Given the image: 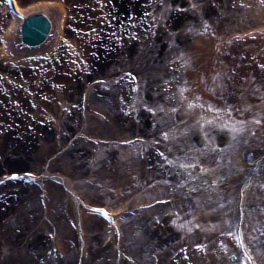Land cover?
Here are the masks:
<instances>
[{"label":"rangeland","instance_id":"obj_1","mask_svg":"<svg viewBox=\"0 0 264 264\" xmlns=\"http://www.w3.org/2000/svg\"><path fill=\"white\" fill-rule=\"evenodd\" d=\"M163 1L167 3V0ZM173 1H176L175 6L179 4L175 13L177 18L183 21L189 18L182 25L174 24L176 30L166 35L168 40L164 37L163 50L160 45L157 48L159 53L156 54L155 49L151 55L153 44H141L143 36H140L138 44L137 37L132 40L129 35L131 41L126 47L127 52L113 53L116 54L114 56L110 54L111 59L114 58L109 66L110 74L107 70L104 73V68L83 64L75 58L79 74H84L82 82L92 76L101 77L98 82L105 79L97 89L101 97L109 96L107 99L112 103L122 94L130 95L128 106L114 110L119 115L117 119L124 120L121 121V125L124 123L122 126L114 123L113 120L117 119L114 112L106 107L107 102L103 100V106L94 102L96 107H93L89 102L90 93L86 97L84 91L83 99L75 103L72 118L46 116L47 122L55 120L57 129L65 127L62 136L56 133V140L52 137L43 141L46 145L28 146L27 152L22 151L23 159L11 158L6 163V158H0V169L8 165V169L29 168L41 173L47 170L49 173L74 176L85 203L108 204L121 213L124 233L120 237L114 233L111 241L114 246L126 247L134 260L127 257L128 253L120 255L115 249L109 251L110 254L105 252L107 255L99 260L86 252L91 244L94 247L102 242L106 245L109 235L104 241L102 237L95 240L85 227V234H89L86 238L91 240H81L79 228L69 215L72 204H69L66 187L58 179L45 175L46 187L43 189L36 182L12 184L1 189L0 264H240L231 253L230 245L232 238L241 234L237 231V218H243L244 227L248 230L254 229L258 224L257 212L262 211L264 205V185H255V178L249 183L242 200V182L248 177H255L256 170H252L251 166L255 153L260 150L255 139L264 132V50L251 52L244 47L238 49V55L242 56V69L250 75L251 85L244 84L245 76L230 69L235 74L226 73L225 84L216 87L218 89L213 83L208 86L210 91L214 89L216 92L208 95L210 106L218 110L227 109L228 116L224 113L222 117L225 120L204 118L203 123L196 117L192 118L183 104V97L192 84L190 72L204 71L196 61L198 47L194 46L195 39L203 37V24L198 16L195 18L190 14L188 0ZM188 24L194 25L190 31L187 30ZM66 30L64 23V38L62 34L60 42L69 49ZM180 39L182 43H179ZM116 40L122 44L125 37L120 34ZM167 41H171L172 45ZM136 82L138 90L134 89ZM97 85L92 86L95 88ZM150 85L161 87V90L166 86L164 96L153 99L150 94L146 97V91L150 93L147 90ZM180 89L184 91L183 97L180 96ZM241 101L249 102L250 106H263L252 112V109L240 108ZM31 104L33 106V101ZM84 109L87 111L85 114L82 112ZM38 111L41 116L42 111ZM137 123H144V126L147 123L148 132L135 127ZM136 132L145 135L146 139L143 137L140 141L126 143L125 138L132 137ZM32 133L30 131L29 136ZM167 142L171 147L173 145L168 150ZM154 149L157 153L153 152ZM151 157L155 161L152 162ZM194 159L209 166L208 172L192 171L182 166V163L189 164ZM79 160L82 161L80 164ZM159 196L170 198L172 202L151 209L140 207L141 202ZM123 197H128L129 202L122 211ZM189 209L208 224L203 226L206 228L198 227L196 222L186 224L184 220H178V217L185 221L190 219ZM197 216L194 214L193 217L196 219ZM148 221L152 222V229H162L160 232L167 229L171 234L157 237L161 240L159 247L165 249L157 250L159 255L156 259L143 262L144 249L152 256L156 251L155 247L148 246L147 240L144 241L148 237ZM220 227L222 232L217 231ZM186 232L190 233L187 242L182 239ZM217 236L226 239L224 244L217 240ZM246 237L250 240L249 235ZM173 238H178L177 243L167 246V240ZM83 242H86L84 249ZM251 244L254 245L252 241ZM4 249H7V261L2 258L6 257L2 256ZM260 263L263 264L261 259Z\"/></svg>","mask_w":264,"mask_h":264},{"label":"bare ground","instance_id":"obj_2","mask_svg":"<svg viewBox=\"0 0 264 264\" xmlns=\"http://www.w3.org/2000/svg\"><path fill=\"white\" fill-rule=\"evenodd\" d=\"M13 3H16V5L22 9L31 6L33 10L32 18L35 19L38 27L35 28L34 31L28 29L25 36L20 33L18 36L14 37L10 32L15 23V17H13L15 13H12V9L7 4L6 0H0V134L2 138L0 139V158H6V163H8L7 160L11 158H13V160L23 159L24 155L22 151L27 152L28 146H33L32 148H35L37 146L46 145L43 141H48L47 139L51 140L52 137H56V133L59 136L63 134L65 127L57 129L55 120L53 119V122L52 120L47 122L48 119L46 116H51L53 118L58 116L61 117V119L66 117L72 118L75 111V103L79 99H83L84 91H86L85 87L89 82H91V84H88L89 88L93 85L95 80H97L98 84L92 89L93 92L91 93V99L89 101L93 107H96L94 102L103 106L104 101L105 103L107 102L106 107H109L108 109L112 110V112H114V110H120L123 105L124 107L128 106L129 103L127 102L131 100L129 99L130 95L122 94L119 97L120 99L115 98L116 100H113L112 103L110 99H107L109 96L107 98L104 96L101 97L97 89L103 83L104 78L101 79V82H98L101 77L98 76L99 78H96V76H92L93 78L84 79L82 82L84 74H79L78 65L76 66L75 64V58L80 59L83 64L88 63L92 66L95 65L96 67L104 68V73H106L107 70L110 74L111 71H109V66L113 62L111 56L116 55L113 53L122 51L121 54H124V52H127L126 47L130 46L129 41H131V39L136 40L135 38L137 37L136 42L138 41L139 44V38L143 36L141 44L144 42L153 44V49L150 48L151 55L153 54L152 50L155 49L157 54L160 51V49L157 50L159 45L162 46V50L164 48V37L168 40L166 35L176 30L174 24L177 26L182 25L189 18L187 17L184 21L183 19L179 20L177 18L175 10L179 4L175 6L176 1L173 0H167L166 4L163 0H14ZM188 6L195 12V14L192 15H194L195 18L199 17L203 24V37L195 39L196 44L194 46L198 47V57L196 61L199 62L204 71L202 73H198V70L190 72L189 75H192V77H190L192 84L184 97L183 91L180 89V96L183 97V104L187 105L192 118L196 117L201 119L205 116L218 117L220 114L223 115L224 111L212 109L210 107L208 95L216 92H214V89L210 91L208 86H212L211 84L213 83L214 88L218 89L216 87L225 84L224 77L226 73L235 74L230 72V69H235L237 73L245 76L244 84L248 86L251 85L252 80H250V75L248 76L246 71L242 69V56L238 55L237 52L240 47H244L247 50L249 49L251 52L264 50V0H189ZM45 7L46 16L43 14L45 13ZM50 7L52 9L48 10ZM54 7L57 10L59 9L60 16L63 11L64 16L62 23H65V28L67 29L65 34L68 38L69 49L65 48L66 45L65 47L62 46V41L59 45V42L55 43V45H51L46 44L47 38L45 43L43 38L38 37L39 32L43 33V31H46L47 35L52 29L53 23L48 20V15L53 19L54 13L52 10L55 9ZM15 28L16 27H14V29ZM120 34H123V37H125V42L122 44H119L120 42L116 40ZM155 42L158 44L156 45ZM167 42L172 45L171 41ZM41 43L43 45L45 44L41 50L44 49L46 51L39 58L38 55L40 53L37 52V54H34L31 49H34L35 46L39 47ZM179 43H182L181 39ZM119 56L122 57V55ZM253 58H255V55H253ZM137 83L138 82L134 85L135 90H138ZM149 87L147 90H149L150 93L146 91V97L151 94V98L153 99L164 96V91L167 90L166 86L163 87L162 90L161 87L154 88L151 85ZM88 91H90V89ZM228 91L232 90L228 88ZM220 92L225 93L223 90H220ZM118 100L120 103H118ZM31 101H33V106ZM109 104L111 106H109ZM240 105H242L239 106L240 108L246 107L247 109H252V112H255V110L263 106L262 104H258L260 106H250L249 102L242 101ZM39 109L42 111L41 116L39 115ZM82 112L84 114L87 113L85 109ZM114 116L116 119L119 117L116 112H114ZM119 120L120 119L113 121L120 127L124 124L121 125V121L124 122V120ZM135 127L138 129L141 128L146 132H148L149 129L147 123H145V126L144 123H137ZM67 130L69 129L67 128ZM30 131L33 132L31 136H29ZM138 133L139 132H136V134ZM263 133L255 139L260 147V150L254 155L251 166L252 170H256L255 174L253 173L255 177H248L245 182H242V200L247 193L249 183L252 182L254 178L256 179L254 182L255 185H262L261 187L264 185ZM53 134L55 135L52 136ZM138 135L140 136V134ZM68 137L71 138L70 135H68ZM143 137L146 139L145 135H143ZM56 139L57 137L55 140ZM166 146V149L173 147V145L171 147L168 142ZM261 147H263V149ZM153 152L157 153L155 149ZM154 158L151 157L150 160L153 162ZM81 162L82 161L79 160V164ZM201 163V160L194 159L190 161L189 164L182 163V166L188 167V170L192 169V171H201L205 173L207 166ZM7 166L8 165H4L2 169H0V180L5 177V174L12 176V173L23 174L24 172V174L28 176L30 174L26 172L32 171L29 168L20 170L8 169ZM34 171L37 172V170ZM257 171H259V173H257ZM37 174L38 177L36 175L35 177L40 182H43V180L45 182L44 176L47 175L58 179L64 184L68 192L69 204H72V210L69 215L79 228L81 240H91L90 237L86 238V236L90 234L95 240L102 237L104 239L101 240L104 241L109 235L110 240L107 241L108 243L106 245H104L103 242H99L100 245L94 247L90 242L91 245L88 246V250L85 249L86 252L93 254L94 259L99 260L101 257L107 255V253L110 254L109 251L113 249L120 255H125V252L128 253L126 247L119 244L118 246H114V242L111 241L114 233H116L118 237L124 233L122 229V217H119L120 212H118L117 209L112 208L111 205L100 204L93 201L85 203L82 194L76 187V178L72 175H65L61 172L49 173L47 170H45L44 173L37 172ZM2 181L3 180L0 182L1 193L3 190L2 188L5 187L6 189L12 184L25 183L28 185L27 182L21 180L12 181L9 179L6 182ZM129 181L130 180H128V183ZM141 185H144V183H141ZM161 197L162 196H159L157 198L159 199ZM163 198H165V196ZM152 200L147 201L150 202ZM121 201L120 209H124V206L128 205V197H123ZM166 201L172 202L168 199L160 200L162 204L166 203ZM82 204H84V207H82ZM154 204L155 203L150 206H154ZM102 206L110 208L111 213L114 212L111 217L102 216V214L110 212H108V209L105 210L106 208ZM97 209L100 211L95 212ZM176 210V214H178L179 210L177 207ZM195 216H197L196 213ZM257 217H261V219L264 220V215L260 214V212ZM157 219L159 220L160 218L157 217ZM178 219L184 220L185 222V219H182V217H178ZM192 222L193 224L196 222L198 227L208 225L205 224L204 220L199 216H197L196 219H187L186 224ZM151 223V221L146 223V226H148L146 229L149 231L147 233L148 237L146 236L144 241L147 240L148 246L155 247L156 251L153 252L152 256L150 254L148 255L149 252L144 249L145 258L143 262H148L150 258L156 259L159 255L157 250L165 249L160 248L161 240H158L157 237L161 235L163 238L165 237L164 235L168 236L171 234V231L167 229H164V232H160L162 229H152ZM236 223H240L239 228L242 231V227H244L243 220L238 217ZM85 227L88 228L89 234H85ZM203 228L202 230L205 231ZM210 229L209 227V230ZM189 234L186 232L182 237L185 242L189 240ZM246 235L250 236V240H248V238L246 239L245 236H241L240 238L236 236L232 238V243L230 242V245L237 243L238 248H235L237 252L245 250L244 253L242 252L244 255L243 259L240 258L241 263L247 264V262L251 263L250 261H252L253 264H259L257 261L259 257L264 264V221L256 224L254 229L248 230ZM177 239L178 238H173L171 241L167 240V246H171V244L175 242L177 243ZM222 239L223 238L219 239L217 236V240H219L220 243ZM251 241L255 243L253 246L248 245ZM83 243L84 249L86 242ZM135 243L136 242H134V244ZM65 244L66 243H64V245ZM241 246L243 247L242 249H240ZM223 247L225 248V245ZM4 250L5 253L2 254V256L6 257H1L4 261H7V249ZM253 252H256L258 257L253 254ZM131 254L132 253L129 252L127 257L131 258ZM225 257L226 254L224 258ZM111 258L113 259L114 256H111ZM131 259L134 260L133 257Z\"/></svg>","mask_w":264,"mask_h":264},{"label":"snow or ice","instance_id":"obj_3","mask_svg":"<svg viewBox=\"0 0 264 264\" xmlns=\"http://www.w3.org/2000/svg\"><path fill=\"white\" fill-rule=\"evenodd\" d=\"M14 175H19L18 173H15Z\"/></svg>","mask_w":264,"mask_h":264}]
</instances>
